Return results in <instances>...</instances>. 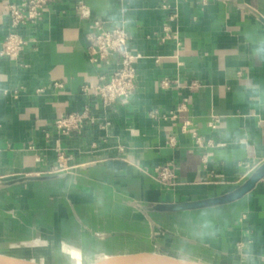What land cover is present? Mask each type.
<instances>
[{
    "label": "crops",
    "instance_id": "1",
    "mask_svg": "<svg viewBox=\"0 0 264 264\" xmlns=\"http://www.w3.org/2000/svg\"><path fill=\"white\" fill-rule=\"evenodd\" d=\"M19 1L0 0V49ZM95 18L124 26L139 56L134 93L110 106L93 92L118 63L89 59ZM18 32L19 59L0 56L1 254L264 264V178L229 203L158 208L231 193L264 163V0H55ZM87 104L93 122L56 130ZM167 164L172 188L157 179Z\"/></svg>",
    "mask_w": 264,
    "mask_h": 264
},
{
    "label": "built area",
    "instance_id": "2",
    "mask_svg": "<svg viewBox=\"0 0 264 264\" xmlns=\"http://www.w3.org/2000/svg\"><path fill=\"white\" fill-rule=\"evenodd\" d=\"M55 0H21L10 3L8 18L10 30L5 36L0 49V56L5 59L17 60L28 44V40L18 32V28L35 24L44 19L49 6ZM83 7V6H82ZM87 52L89 59L99 66L111 64L113 59L118 63L110 80H102L95 86L93 96L99 98L106 106L113 105L118 100L129 99L136 89V62L139 58L130 48V36L124 26H110L103 19L95 18L87 36ZM169 85L170 81L165 79ZM84 92H89L85 87ZM1 96V95H0ZM86 121H94L91 106L87 104L83 111L68 113L55 120L56 130L70 135L81 130ZM63 154V152H62ZM157 179L167 188H172L177 182L174 166L161 165L156 168Z\"/></svg>",
    "mask_w": 264,
    "mask_h": 264
},
{
    "label": "water",
    "instance_id": "3",
    "mask_svg": "<svg viewBox=\"0 0 264 264\" xmlns=\"http://www.w3.org/2000/svg\"><path fill=\"white\" fill-rule=\"evenodd\" d=\"M264 178V163L257 168L253 174L237 189L223 196L208 198L190 202L170 203L159 205V210L164 211H182L194 210L205 207H211L219 204H225L243 197L251 191L255 185ZM0 264H44L35 260L11 256L0 253ZM91 264H210L206 262L191 260L187 258H178L169 255L140 252L133 254H121L108 256L99 259Z\"/></svg>",
    "mask_w": 264,
    "mask_h": 264
}]
</instances>
